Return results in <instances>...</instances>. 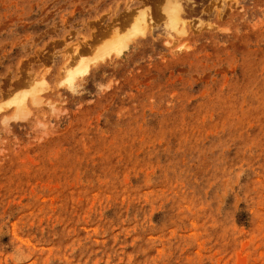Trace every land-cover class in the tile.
<instances>
[{
	"label": "rangeland",
	"instance_id": "374dc122",
	"mask_svg": "<svg viewBox=\"0 0 264 264\" xmlns=\"http://www.w3.org/2000/svg\"><path fill=\"white\" fill-rule=\"evenodd\" d=\"M0 264H264V0H0Z\"/></svg>",
	"mask_w": 264,
	"mask_h": 264
},
{
	"label": "bare ground",
	"instance_id": "6f19581e",
	"mask_svg": "<svg viewBox=\"0 0 264 264\" xmlns=\"http://www.w3.org/2000/svg\"><path fill=\"white\" fill-rule=\"evenodd\" d=\"M189 9L185 6H181L173 15L170 16L169 25L173 31L177 30L176 27L179 22H185L189 18ZM128 31L125 35L119 36L116 34L111 35L99 48L97 51L98 57L108 55L111 52H119L123 49L126 40L131 36H136L138 34H143L150 25L145 18L144 13L137 12L134 15L129 16L128 20ZM183 24V23H182ZM180 26V25H179ZM164 29V28H163ZM167 32V31H166ZM176 32V31H175ZM87 62L82 60L74 59L69 65L64 69L63 79L66 84L72 83L74 77L78 74H83L87 70ZM36 87V86H35ZM34 89V88H33ZM34 94L35 91H32ZM32 102L37 104L38 98L36 96L32 97ZM23 101H17L15 104L18 106V109H23ZM21 114V111H20Z\"/></svg>",
	"mask_w": 264,
	"mask_h": 264
}]
</instances>
